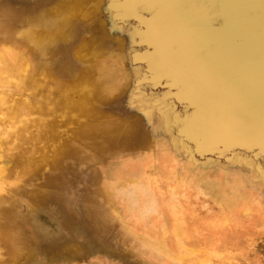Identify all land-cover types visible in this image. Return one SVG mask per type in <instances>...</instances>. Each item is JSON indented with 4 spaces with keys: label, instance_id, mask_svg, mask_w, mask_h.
Returning <instances> with one entry per match:
<instances>
[{
    "label": "rangeland",
    "instance_id": "rangeland-1",
    "mask_svg": "<svg viewBox=\"0 0 264 264\" xmlns=\"http://www.w3.org/2000/svg\"><path fill=\"white\" fill-rule=\"evenodd\" d=\"M30 1L0 0V264H264L255 128L219 154L191 120L216 94L154 102L149 11Z\"/></svg>",
    "mask_w": 264,
    "mask_h": 264
},
{
    "label": "water",
    "instance_id": "water-1",
    "mask_svg": "<svg viewBox=\"0 0 264 264\" xmlns=\"http://www.w3.org/2000/svg\"><path fill=\"white\" fill-rule=\"evenodd\" d=\"M52 2L31 0L28 13ZM133 4L151 13L143 75L157 92L154 102L172 98L180 106L213 92L217 99L191 118L208 148L223 154L241 119L264 150V0H118L111 11L133 23ZM256 11L263 14L248 17ZM142 97L136 88L126 102ZM250 133L239 142L249 145Z\"/></svg>",
    "mask_w": 264,
    "mask_h": 264
},
{
    "label": "bare ground",
    "instance_id": "bare-ground-1",
    "mask_svg": "<svg viewBox=\"0 0 264 264\" xmlns=\"http://www.w3.org/2000/svg\"><path fill=\"white\" fill-rule=\"evenodd\" d=\"M240 14H242V12H239V13H238V15H240ZM250 250H251V249H250ZM252 251H253L254 253H256L257 250L254 251V249L252 248ZM259 251H261V253H264V248H263L262 250H259Z\"/></svg>",
    "mask_w": 264,
    "mask_h": 264
}]
</instances>
